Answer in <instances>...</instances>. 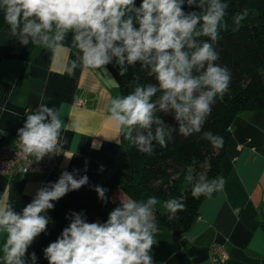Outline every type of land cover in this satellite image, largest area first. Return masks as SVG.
I'll use <instances>...</instances> for the list:
<instances>
[{"label": "clouds", "instance_id": "clouds-1", "mask_svg": "<svg viewBox=\"0 0 264 264\" xmlns=\"http://www.w3.org/2000/svg\"><path fill=\"white\" fill-rule=\"evenodd\" d=\"M185 3L199 11L185 12ZM227 8L222 0H142L139 7L135 0H0L11 36L21 45L31 42L59 56L71 33V47L76 51L64 65L68 75L78 68L106 70L115 61L120 75L139 63L142 71L155 78L156 83L141 85L136 76L134 90L111 98L108 105L107 119L118 137L148 154L153 153L154 144L166 147L174 132L185 138L201 133L212 106L228 92L231 71L217 63L214 47L221 27H227ZM247 14L245 9L233 17L237 28ZM201 36L209 40L201 41ZM170 112L178 129L158 115ZM68 127L61 108L39 103L18 129L19 155L39 161L62 153L66 141L61 133ZM203 139L214 148L223 143L212 132H204ZM186 179L192 182L194 177ZM195 180L193 198L211 196L224 186L221 176L210 180L201 174ZM87 183V175L77 179L64 171L55 183L38 189L22 213L0 199V233L6 234L3 264H26L27 249L49 223L41 213ZM95 191L108 202L107 189L96 186ZM184 201L183 197L164 201L169 219L184 210ZM158 203L155 196L140 201L121 198L104 223H89L83 213H72L70 224L44 249V255L49 264H153L149 253L160 231L155 218ZM31 260L36 264L35 253Z\"/></svg>", "mask_w": 264, "mask_h": 264}, {"label": "crops", "instance_id": "crops-1", "mask_svg": "<svg viewBox=\"0 0 264 264\" xmlns=\"http://www.w3.org/2000/svg\"><path fill=\"white\" fill-rule=\"evenodd\" d=\"M71 39L69 33L65 49L55 56L31 42L21 45L10 29L0 27V146L18 143V129L41 102L61 108L69 125L61 133L66 142L54 170L15 177L0 174V199L11 203L17 213L38 189L55 183L64 171L77 179L87 175L88 182L109 172L125 177L132 173L126 140L118 137L107 119L110 99L121 95L117 82L106 66V70L78 68L68 75L64 65L76 51ZM220 176L223 189L202 200L186 232L176 234L159 225L157 243L149 253L153 264H211L214 244L224 246L226 264H264V111L247 110L236 116ZM59 200L52 202L54 207ZM52 210L41 214L48 218ZM5 239L6 234L0 233V264Z\"/></svg>", "mask_w": 264, "mask_h": 264}, {"label": "trees", "instance_id": "trees-1", "mask_svg": "<svg viewBox=\"0 0 264 264\" xmlns=\"http://www.w3.org/2000/svg\"><path fill=\"white\" fill-rule=\"evenodd\" d=\"M222 2L228 5L224 18L227 27H221L214 47L219 54L217 63L231 71V83L228 92L212 106L201 133L185 138L174 132V139L166 147L154 144L152 154L140 152L126 141L132 163L131 175L125 177L116 172L105 173L99 180L88 182L60 198L48 217L46 231L36 237L33 243L28 264H32V253L36 255V264H49L44 249L70 224L72 213H83L89 223H104L109 213L119 206L122 195L137 201L157 197L159 203L155 218L158 224L176 234L186 232L193 224L198 216L200 203L206 197H192L195 178L201 174H206L210 180L220 176V165L231 135V126L239 113L247 110L264 111V0ZM141 3L142 0H135L137 7ZM183 8L185 12L199 11L197 7H189L186 3ZM245 9L248 14L237 28L233 17ZM0 27L9 29L2 10ZM198 39L209 40L206 36ZM106 68L115 78L121 95H127L134 90L136 76H139L138 82L141 85L156 83L155 78L149 76L146 70H141L139 63L134 67L129 66L124 75H120L115 61L106 65ZM158 115L166 125L178 129L173 113ZM204 132H212L222 137V146L214 148L203 139ZM188 175L194 177L192 182L186 179ZM96 186L107 189V203L98 198ZM172 197L185 198V208L175 218L169 219L170 214L163 205L165 200Z\"/></svg>", "mask_w": 264, "mask_h": 264}, {"label": "built area", "instance_id": "built-area-1", "mask_svg": "<svg viewBox=\"0 0 264 264\" xmlns=\"http://www.w3.org/2000/svg\"><path fill=\"white\" fill-rule=\"evenodd\" d=\"M81 104L82 100H77ZM19 141L16 144H4L0 146V174L8 177H15L19 174H26L33 171L49 172L56 168L60 154L48 155L36 161L33 156L19 155ZM227 253L222 244L212 246L211 264H226Z\"/></svg>", "mask_w": 264, "mask_h": 264}, {"label": "rangeland", "instance_id": "rangeland-1", "mask_svg": "<svg viewBox=\"0 0 264 264\" xmlns=\"http://www.w3.org/2000/svg\"><path fill=\"white\" fill-rule=\"evenodd\" d=\"M121 195V194H120ZM123 198H126L125 196L122 195Z\"/></svg>", "mask_w": 264, "mask_h": 264}]
</instances>
